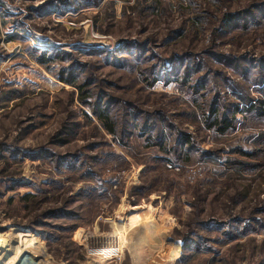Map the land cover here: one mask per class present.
Returning <instances> with one entry per match:
<instances>
[{
	"label": "rangeland",
	"instance_id": "1",
	"mask_svg": "<svg viewBox=\"0 0 264 264\" xmlns=\"http://www.w3.org/2000/svg\"><path fill=\"white\" fill-rule=\"evenodd\" d=\"M262 102L264 0H0V264H264Z\"/></svg>",
	"mask_w": 264,
	"mask_h": 264
},
{
	"label": "trees",
	"instance_id": "2",
	"mask_svg": "<svg viewBox=\"0 0 264 264\" xmlns=\"http://www.w3.org/2000/svg\"><path fill=\"white\" fill-rule=\"evenodd\" d=\"M241 14L240 16H238V18H241ZM231 17L232 14H226V17L225 19L227 20V22L229 23L231 20ZM246 17V16H245ZM46 55L45 53L43 54V56ZM50 56V55H49ZM152 66H150V70H151ZM147 70H149V67L147 68ZM158 70V69H157ZM155 70L153 75H152V78H150V82L149 84H153L155 83L156 81H158L159 79V70L157 71ZM186 78L187 76L186 75H183V78ZM168 80V79H167ZM61 81L65 84H68L70 86H73L74 88H77L79 90V101L85 105V106H88L89 107V104H90V91L88 90V84H84L81 83V84H76L75 81H74V77H71L68 76L67 74H65L64 72L62 73L61 72ZM179 82V81H178ZM180 83V82H179ZM247 101V100H246ZM263 104V108L262 110L264 111V102H262ZM97 105V106H96ZM210 109V114L209 116H206L205 120H208L210 119V123L208 124L207 128L208 129H213L214 127H216L220 133H224L226 132L228 129L231 128V119H228L227 116H223L222 114H220L219 112V109L215 106H211V108L209 107ZM251 109H255V107L251 106ZM91 114L93 116H95V118H97L99 124L103 127V129L106 130L107 133H109L110 135H113L115 136V138L117 139L116 136H119L121 137H124L126 134H128L127 130H126V127L127 125H125L126 127H123L121 128L118 132L116 130V124L112 118V116L108 113V110L105 108V106H102L100 105L99 106V103L96 102L95 105L92 106V109H91ZM127 114V112L125 113V115ZM85 116H87L86 114H84ZM148 117H150L148 114H146ZM128 116L130 118H133V114H128ZM147 119V117H146ZM132 121V120H131ZM150 121V119H149ZM148 123L149 122H143L142 124H140V126L138 125V129L141 131V133H144V134H148L150 135L149 133H151L150 131L153 129L154 130V125H150L148 126ZM132 127H136V122L134 123H131ZM148 128V129H147ZM149 138L152 137V136H148ZM190 137L187 136V135H184L181 139L179 140H176L175 142V147H179L177 150L179 152L182 153V150L185 149V148H188L190 147L191 145V142H190ZM164 140V139H163ZM177 150L175 149H172V152H176ZM32 197V195L30 193H26L24 195H22L20 197V199L22 201H25L27 202L30 198Z\"/></svg>",
	"mask_w": 264,
	"mask_h": 264
},
{
	"label": "bare ground",
	"instance_id": "3",
	"mask_svg": "<svg viewBox=\"0 0 264 264\" xmlns=\"http://www.w3.org/2000/svg\"><path fill=\"white\" fill-rule=\"evenodd\" d=\"M120 234H121L120 231H118V234L116 233V238H117V240H118L119 243H120L121 239L123 238L122 235H120ZM1 251H2L3 257L1 258V256H0V260L5 261V263L8 262L7 259L9 258V256H12V257L14 256V258H15V256H17V257L18 256H22L26 252L25 250L17 249L15 247L9 246V245L2 246V250ZM1 251H0V253H1ZM109 252H111V251H109ZM177 253H178V250L177 249H174L172 247L170 249V252H169V255L168 256L171 259L172 257L176 256ZM104 254H107L106 256H109L108 253H104ZM9 259H11V257Z\"/></svg>",
	"mask_w": 264,
	"mask_h": 264
}]
</instances>
